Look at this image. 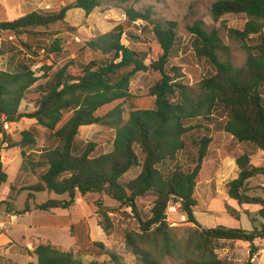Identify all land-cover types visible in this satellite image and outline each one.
<instances>
[{
  "label": "trees",
  "instance_id": "obj_1",
  "mask_svg": "<svg viewBox=\"0 0 264 264\" xmlns=\"http://www.w3.org/2000/svg\"><path fill=\"white\" fill-rule=\"evenodd\" d=\"M101 6L102 0H76L59 13L35 11L14 22H1L0 33L16 37L25 34L37 36L40 34L38 30L63 23L70 11L82 10L90 16ZM212 14L216 20L231 14L246 15L249 20L244 30H231V36L242 42L254 39L257 42L249 46L246 63L236 67L231 61L221 59L220 53L227 49L218 33L208 32L203 22L197 21L189 28L194 38L193 50L210 71L196 93L176 81L179 79L178 70L170 67L177 40V23L153 20L151 8L145 12L126 9L124 23L117 25L110 34L87 44L92 51L108 57V61L79 64L72 60L51 77L44 75V83H40L41 79L36 77L31 64L19 63L14 72L0 70V119L14 124L22 119L36 120L57 142L54 148L29 152L28 149L37 145L35 129L23 131L17 139L3 133L7 148L20 150L21 174H38L40 177L39 183L26 189L32 192L30 197L49 190L57 196L69 198L49 200L37 205L36 210H70L78 195H104L135 213L140 232L126 234V247L145 264H158L151 259L150 252L141 247L149 243L161 248L166 258L175 255L182 258L186 249L202 256V260H189L183 264H222L216 251L224 248L223 241L251 243V256L246 264H253L254 242L258 238L264 239V224L253 231L224 226L197 229L183 247L171 237L168 225V208L175 203L187 222L200 228L195 211L198 207L197 188L205 180L201 175L204 176L207 168H210L207 179L218 172V150L223 133L244 147V153L236 157L239 175L227 184V195L239 207L260 206L258 216L264 221V189L259 188L263 196H252L248 188L249 180L264 176V166L252 164L250 150L264 152V0H219L213 5ZM138 22L143 24L140 32L144 35L153 33L161 49L158 60L151 61L149 65H146L148 53L131 46V40L137 37L128 30ZM123 37L129 46L122 44ZM61 43L56 39L49 52L61 53ZM75 66L79 74L69 71ZM147 72L160 76L149 90V96L155 99L154 108L134 109L124 122L122 106L132 99L131 80L136 74ZM35 86L37 109L32 113H22L21 104ZM219 112L226 115L224 131L193 141L197 148L193 167L179 164L180 156L189 149L187 137L208 130L205 123L211 122ZM94 125L114 131L110 153L97 155V144L78 143L80 130ZM136 167L141 168L140 174L126 180L125 176ZM40 169L43 171L39 174ZM7 181L8 175L0 155V188ZM148 197L155 198L154 207L151 218L143 221L138 212V201ZM28 204L21 212H29ZM227 212L239 218V212L228 205ZM102 216L104 221L100 226L109 234L113 227L109 213ZM83 226H72L73 236L83 231ZM93 244L109 255L113 262L122 264L120 257L103 243ZM34 255L38 264H85L71 251H62L52 244L37 246Z\"/></svg>",
  "mask_w": 264,
  "mask_h": 264
},
{
  "label": "rangeland",
  "instance_id": "obj_2",
  "mask_svg": "<svg viewBox=\"0 0 264 264\" xmlns=\"http://www.w3.org/2000/svg\"><path fill=\"white\" fill-rule=\"evenodd\" d=\"M76 0H0V23L14 22L20 17L31 14L35 11H43L45 13H59L60 10ZM219 0H102V6L95 10L90 16H87L82 10H73L67 14L63 23H59L50 28L40 29L37 36L34 34H25L20 36L2 33L0 46V70L14 72L19 63L31 64L32 71L36 77L41 79L40 83H44V75L51 77L53 74L62 69L67 63L74 60L77 63L88 64L92 61L105 62L108 57L99 51H92L87 44L96 41L107 34H110L114 28L124 23L126 20V9L133 8L136 11L145 12L148 8L152 10V19L156 21L170 20L177 23V40L174 49V55L170 63V67L178 70L176 81L184 84L192 93L199 91L201 81L209 74V66L199 60L195 56L193 50V36L189 31L197 21L203 22V27L208 32H216L220 36L223 46L227 49L221 52L222 60L231 61L236 67L243 66L249 55V46L256 44V40L246 42L239 41L231 36V30L243 31L248 18L246 15H226L216 20L212 14L213 5ZM129 28L128 32L132 33L137 39H132L133 47L148 53L146 65L151 61H157L161 55V49L158 45L154 34L149 32L146 35L140 32L143 27L141 22ZM56 39L61 40L62 52H49L51 46ZM122 44L129 46V42L122 38ZM45 49V50H43ZM71 73H77L78 68H70ZM160 79L159 74L153 72L138 73L130 83V93L132 99L125 103L122 107L124 110V122L128 119L129 114L134 109H153L155 99L149 96V90ZM36 86L30 90L26 96V100L21 104L22 113H32L37 109L38 94ZM106 113V111L104 112ZM68 115L65 116V121ZM227 119L223 112L215 114L209 123H205L208 130H202L187 137L189 143L188 151L184 152L180 157L179 164L184 166H192L193 159L196 157L197 148L193 145L194 140H199L202 136H210L214 133L224 131ZM35 129L37 131V145L28 149L39 151L42 149H51L57 145L51 133L44 127L40 126L36 120L22 119L19 123L12 124L6 132L3 128V121H0V130L5 131L11 138L17 139L23 131ZM114 131L102 125H94L83 127L78 136L80 145H88L89 143L97 144V155L110 153L113 149ZM219 134V133H218ZM223 150L222 158L224 160L221 165L222 174L216 182L204 184L212 181L217 177V173L209 175L210 168L205 170V179L198 185L197 199L198 207L195 209L196 218L199 226L187 222L186 217L180 210L178 204L171 203L168 208V225L170 227V235L175 241L181 243V247L187 244L192 236L193 231L210 230L219 226L234 228L240 226L247 231L255 228L260 229L264 221L258 216L253 215L256 223H253L247 215H242L241 224L239 225L227 212V203L224 200L226 194V183L231 181L238 168L233 164L232 158L241 153L239 143L232 139L230 135L222 134ZM252 150V149H250ZM221 151V150H220ZM0 155H4L2 161L4 171L8 175V181L0 188V211L18 212L25 210L27 204L41 205L49 200H68V196H57L55 193L47 190L41 193H34V197H30V187L40 182L39 175L29 174L23 175L20 172L22 165V157L20 150L8 149L7 144L0 137ZM219 156V151H218ZM255 157V162H257ZM193 167V166H192ZM43 169L39 170V174ZM141 172V168H133L126 176V180L136 178ZM207 179V180H206ZM210 179V180H209ZM262 179V178H260ZM251 181V180H250ZM252 182L250 185H254ZM217 184V186L215 185ZM251 188V187H250ZM249 188V189H250ZM251 190V189H250ZM253 190V189H252ZM258 191V190H257ZM250 192V195H262V191ZM31 199V200H30ZM154 197L140 199L138 201V212L143 221H147L152 216L154 207ZM31 207V204H29ZM226 211V213H224ZM109 213L112 222V230L106 234L100 224H103V213ZM36 222H42L41 225L51 223L56 228L52 230H42L43 234L52 238L61 245L64 250H70L74 257L85 264H116L109 255L105 254L101 248L95 247V243H103L109 251L120 257L122 264H145L141 258L135 257L126 247V234L139 233L140 225L133 213L128 207H122L110 198L99 195L89 194L85 197L77 196L76 204L73 208L66 211L56 212H40L35 214ZM97 219V230L92 237L85 234V239L75 245V239L72 238L68 224H79L87 221V219ZM58 220V221H57ZM16 220L14 221V223ZM82 223V224H84ZM95 223V221H94ZM49 228V227H47ZM80 231V230H79ZM101 241V242H100ZM103 241V242H102ZM150 252L151 259L158 264H183L185 261L202 260L201 254L193 253L191 250H185L183 257L175 255L173 258H166L161 248H156L154 244H142L141 246ZM219 251H216V254ZM4 253L0 251V257L4 258Z\"/></svg>",
  "mask_w": 264,
  "mask_h": 264
},
{
  "label": "crops",
  "instance_id": "obj_3",
  "mask_svg": "<svg viewBox=\"0 0 264 264\" xmlns=\"http://www.w3.org/2000/svg\"><path fill=\"white\" fill-rule=\"evenodd\" d=\"M231 138L235 139L232 136ZM222 143L218 150L220 164H219L217 177L213 179L212 181L206 182L204 184H208L212 182L218 183L216 179L219 178L220 175L222 174V172L220 171L223 169V166L225 164L224 160L220 158L222 157V155L220 156V153L222 152L223 146H224L222 145ZM239 145L241 147L240 149L241 153L235 155L232 158L233 164L236 168H238L236 165V157L244 153L243 145L240 143ZM255 157L258 158L257 162H255ZM3 159H4V155H2V161ZM222 162H223V166L221 165ZM251 162L254 166H257V167L264 166V152L258 149H252L251 150ZM238 175H239V168H238V173L235 174L232 180L236 179ZM229 182L230 181L226 183V186ZM252 182H256V183L251 186L250 184ZM215 185L217 186V184ZM248 188L251 189V192H253L254 189L255 191L257 190L260 191L259 188L264 189V176H258V177L251 179V181L249 180ZM252 196H257V195L255 194ZM223 197H224L225 202L228 204V206L232 207L234 210L239 212V218L232 217L239 225L241 224V218L243 214L247 215L250 220L256 223V219L253 218V215L258 214V212L261 210L260 206L244 205L243 207H239L236 201L231 200L228 197L227 189H226V194ZM29 204H31V207H29L30 208L29 212L23 213L21 212V210H18V212L16 211V213L0 211V251L4 253L3 254L4 258L0 257V264H38V258L37 256L34 255V251L37 248V246L41 244H52L53 246L57 247L58 249L62 251H65V252L71 251V249L64 250V248L61 245H59L58 242H55V240L52 241L51 240L52 238L47 237L43 234L42 230H45V229L52 230V228H56L55 225L57 224L52 225L49 222L42 226L41 225L42 222H36L35 214L39 210L35 209L37 206L36 204H32L30 202ZM63 211H66V210H63ZM40 212H43V211H40ZM224 213H226V211H224ZM12 217H16L15 223L14 221H12L11 219ZM82 223H84V221L79 224H74L71 222L68 224V227H70L69 230H70L71 236L72 238L75 239L74 247L77 246L78 240H82L86 238L84 234L85 231H86V234H89L90 237H92L96 231L98 232L97 219L90 218V219H87V221H85L84 224ZM263 224L264 223H262L261 226ZM81 225H84L83 231L76 232L75 233L76 236H73L71 227L72 226L79 227ZM234 228L243 229L241 225L234 227ZM222 243L225 244L224 248L218 250L219 252H217L218 259L221 260L222 264H246L250 260L251 247H252L251 243L243 242V241H223ZM254 246L256 247V252L254 253V256L252 257V260H251L252 263L253 264H264V239L258 238L254 242Z\"/></svg>",
  "mask_w": 264,
  "mask_h": 264
},
{
  "label": "built area",
  "instance_id": "obj_4",
  "mask_svg": "<svg viewBox=\"0 0 264 264\" xmlns=\"http://www.w3.org/2000/svg\"><path fill=\"white\" fill-rule=\"evenodd\" d=\"M0 35H1V33H0ZM1 41H2V38H1V36H0V46H1ZM0 121H3V128L5 129L6 132L8 131L9 126H10V125L12 126V124H13V123L6 122L4 119H0ZM5 131L3 130V132H0V137L3 138V141H4L3 133H4ZM4 142H5V141H4ZM178 206H179V205H178ZM167 215H168V212H167ZM11 219H12V221H15V220H16V217H12Z\"/></svg>",
  "mask_w": 264,
  "mask_h": 264
}]
</instances>
